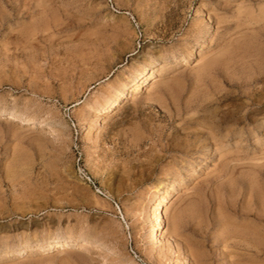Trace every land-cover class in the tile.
I'll return each mask as SVG.
<instances>
[{
    "label": "rangeland",
    "instance_id": "obj_1",
    "mask_svg": "<svg viewBox=\"0 0 264 264\" xmlns=\"http://www.w3.org/2000/svg\"><path fill=\"white\" fill-rule=\"evenodd\" d=\"M0 264H264V0H0Z\"/></svg>",
    "mask_w": 264,
    "mask_h": 264
},
{
    "label": "bare ground",
    "instance_id": "obj_2",
    "mask_svg": "<svg viewBox=\"0 0 264 264\" xmlns=\"http://www.w3.org/2000/svg\"><path fill=\"white\" fill-rule=\"evenodd\" d=\"M204 39V38H203ZM201 40V39H200ZM201 41H203V40H201ZM199 44V43H198ZM202 44H203V42H202ZM201 46V45H200ZM200 48V47H199ZM200 50V49H199ZM194 51V50H193ZM193 51H190L188 54L191 56V54H192V52ZM195 51H196V49H195ZM185 56V55H184ZM153 63V62H152ZM160 64V63H159ZM154 65V64H153ZM147 67V66H146ZM154 68V67H153ZM143 69V68H142ZM155 69V68H154ZM140 71L141 70H139L138 72H136V73H140ZM150 71V70H149ZM148 71V72H149ZM135 76H136V74H134ZM122 90H123V88H122V86H120L119 88H117L116 89V91H115V93L110 97V99L108 100V102H107V104H104V105H99V104H97L98 106H110V104L112 103V102H109V101H115V100H117L118 99V97L121 95V93H122ZM126 90V89H125ZM136 90V89H135ZM124 91V90H123ZM98 103V102H97ZM96 105V106H97ZM97 108V107H96ZM104 108V107H103ZM102 108V109H103ZM95 110H97V109H95ZM3 111V110H2ZM96 117H98V115L97 114H95L94 115V117H93V119H91L92 121H91V126L92 125H94V120H95V118ZM96 121H98L97 119H96ZM96 124V123H95ZM95 126V125H94ZM210 129V128H209ZM211 130H213V129H211ZM206 159V158H205ZM201 163V162H200ZM190 170V172L188 173V174H186L185 175V177H184V180H187L188 178L190 179V178H192V175H193V173L195 172V166L193 165L192 167H191V169H189ZM175 188V187H174ZM170 190L171 189H169V187H167V188H165L164 189V193L162 194V195H160L159 196V198H160V200L162 201L165 197H166V195L170 192ZM160 192V191H159ZM156 193H158V192H156ZM157 197V196H156ZM161 201H158V202H156V203H154V208H153V218L155 217V219H157L158 220V216H157V210L159 211L160 209H159V205H160V202ZM158 217V218H157ZM152 218V217H151ZM156 220V221H157ZM154 221V220H153ZM158 222V221H157ZM154 223V224H152V230H151V233L149 234V243H151V244H156V242H157V237L156 236H158V235H156L157 233H156V228L158 227V223ZM159 240V239H158ZM60 239H54L53 241H50V242H47L46 243V248H47V250H53L54 248H56V247H58V246H60ZM67 243V242H66ZM158 243V242H157ZM31 246V245H30ZM30 246L29 245H26V246H22V247H19V248H17V249H15V250H13L14 252H13V254H15V255H17V254H21V253H23V252H25L28 248H30ZM153 247V246H152Z\"/></svg>",
    "mask_w": 264,
    "mask_h": 264
}]
</instances>
